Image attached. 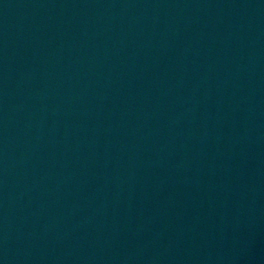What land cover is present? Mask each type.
<instances>
[{
	"label": "water",
	"instance_id": "water-1",
	"mask_svg": "<svg viewBox=\"0 0 264 264\" xmlns=\"http://www.w3.org/2000/svg\"><path fill=\"white\" fill-rule=\"evenodd\" d=\"M0 264H264V0H0Z\"/></svg>",
	"mask_w": 264,
	"mask_h": 264
}]
</instances>
